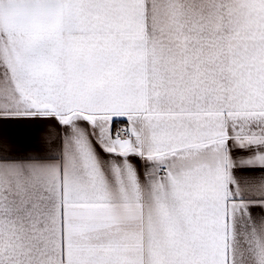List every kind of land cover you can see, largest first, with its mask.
Returning <instances> with one entry per match:
<instances>
[{
  "label": "snow or ice",
  "instance_id": "snow-or-ice-1",
  "mask_svg": "<svg viewBox=\"0 0 264 264\" xmlns=\"http://www.w3.org/2000/svg\"><path fill=\"white\" fill-rule=\"evenodd\" d=\"M0 264H264V0H0Z\"/></svg>",
  "mask_w": 264,
  "mask_h": 264
},
{
  "label": "crops",
  "instance_id": "crops-1",
  "mask_svg": "<svg viewBox=\"0 0 264 264\" xmlns=\"http://www.w3.org/2000/svg\"><path fill=\"white\" fill-rule=\"evenodd\" d=\"M39 134L35 127L14 126L8 129H0V138H7L12 141L33 138Z\"/></svg>",
  "mask_w": 264,
  "mask_h": 264
}]
</instances>
